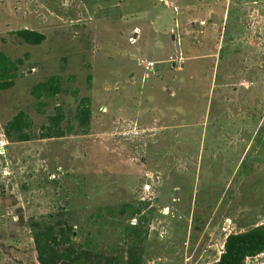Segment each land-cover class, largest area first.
I'll use <instances>...</instances> for the list:
<instances>
[{
    "label": "rangeland",
    "instance_id": "rangeland-1",
    "mask_svg": "<svg viewBox=\"0 0 264 264\" xmlns=\"http://www.w3.org/2000/svg\"><path fill=\"white\" fill-rule=\"evenodd\" d=\"M0 50V132L24 112L34 135L0 153V264H38L33 221L101 264H210L264 225V0H0ZM57 109L71 134L40 139Z\"/></svg>",
    "mask_w": 264,
    "mask_h": 264
},
{
    "label": "trees",
    "instance_id": "trees-1",
    "mask_svg": "<svg viewBox=\"0 0 264 264\" xmlns=\"http://www.w3.org/2000/svg\"><path fill=\"white\" fill-rule=\"evenodd\" d=\"M13 34L23 43L40 45L44 35L29 29H21ZM21 62L12 60L0 50V91H6L14 86L17 78V66ZM58 81H48L35 85L31 94L39 99L41 96L54 97L58 92ZM58 112L48 118V125L42 127L40 139L61 138L71 134V129H62L61 122L64 115ZM91 112L87 99L79 103L73 115L75 124L88 128ZM6 138L11 142H27L34 139L30 130V122L24 112H18L4 127ZM31 235L37 254L38 264H101L99 260H91L94 256L88 251H75L72 238V228L55 226L44 223L42 220L33 221ZM264 254V225L256 226L241 233L229 234L223 243V250L219 258L210 264H245L246 259ZM136 264V261L128 262Z\"/></svg>",
    "mask_w": 264,
    "mask_h": 264
},
{
    "label": "built area",
    "instance_id": "built-area-1",
    "mask_svg": "<svg viewBox=\"0 0 264 264\" xmlns=\"http://www.w3.org/2000/svg\"><path fill=\"white\" fill-rule=\"evenodd\" d=\"M7 144H8V140L5 136V133L0 132V153H4Z\"/></svg>",
    "mask_w": 264,
    "mask_h": 264
}]
</instances>
